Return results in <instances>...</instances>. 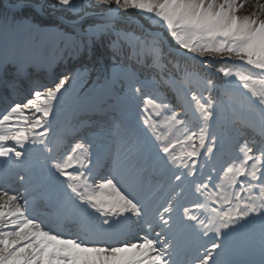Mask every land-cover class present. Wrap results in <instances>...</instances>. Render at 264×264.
Returning a JSON list of instances; mask_svg holds the SVG:
<instances>
[{
  "label": "snow or ice",
  "instance_id": "6c2138e0",
  "mask_svg": "<svg viewBox=\"0 0 264 264\" xmlns=\"http://www.w3.org/2000/svg\"><path fill=\"white\" fill-rule=\"evenodd\" d=\"M48 7L71 13L69 26L88 38L73 48V58L91 56L94 39L111 35L114 56L127 42L138 62L151 57L152 78L132 74L124 99L128 106L143 101V124L155 143L145 137L136 158L103 175L102 147L85 138L65 146L54 127L58 113L75 103L85 70H69L48 85L33 82L28 97L0 113V159L25 169L18 174L24 193L0 194V264H245L240 238L257 220L264 229V17L239 16L237 0H55ZM129 10L157 30L142 41L118 30ZM43 11L36 0H9L3 16L19 14L38 30L30 17ZM173 47L198 60L200 71L179 78L166 72L165 48ZM6 75L0 65V81L18 93L25 68L17 65L11 80ZM193 82L200 94H192L190 112ZM162 87L175 93V106ZM218 116L246 132L215 131ZM236 137L238 152L217 167L214 160ZM42 205L54 212L42 217ZM81 217L98 223L83 236L70 234L68 225Z\"/></svg>",
  "mask_w": 264,
  "mask_h": 264
},
{
  "label": "rangeland",
  "instance_id": "374dc122",
  "mask_svg": "<svg viewBox=\"0 0 264 264\" xmlns=\"http://www.w3.org/2000/svg\"><path fill=\"white\" fill-rule=\"evenodd\" d=\"M251 4H252V2H251ZM244 9H245V12H248V6L244 7Z\"/></svg>",
  "mask_w": 264,
  "mask_h": 264
}]
</instances>
